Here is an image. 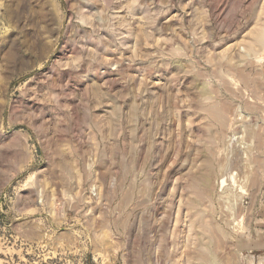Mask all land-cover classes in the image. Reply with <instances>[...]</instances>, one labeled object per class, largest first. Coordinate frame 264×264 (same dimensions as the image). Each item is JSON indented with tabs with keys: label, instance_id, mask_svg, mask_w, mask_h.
<instances>
[{
	"label": "rangeland",
	"instance_id": "374dc122",
	"mask_svg": "<svg viewBox=\"0 0 264 264\" xmlns=\"http://www.w3.org/2000/svg\"><path fill=\"white\" fill-rule=\"evenodd\" d=\"M263 33L264 0H0V264H264Z\"/></svg>",
	"mask_w": 264,
	"mask_h": 264
},
{
	"label": "bare ground",
	"instance_id": "6f19581e",
	"mask_svg": "<svg viewBox=\"0 0 264 264\" xmlns=\"http://www.w3.org/2000/svg\"><path fill=\"white\" fill-rule=\"evenodd\" d=\"M261 35H262V33H261ZM261 35H260V36H261ZM260 36H259V37H260ZM263 36H264V33H263ZM212 107H213V106H212ZM213 108H214V109H213L212 111H213V114H214V112L216 113L217 111L215 110V107H213ZM216 114H218V112H217Z\"/></svg>",
	"mask_w": 264,
	"mask_h": 264
}]
</instances>
